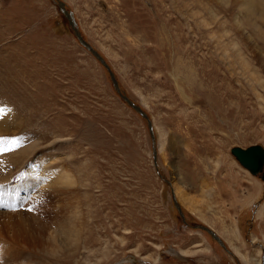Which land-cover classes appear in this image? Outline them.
Here are the masks:
<instances>
[{
  "label": "rangeland",
  "instance_id": "rangeland-1",
  "mask_svg": "<svg viewBox=\"0 0 264 264\" xmlns=\"http://www.w3.org/2000/svg\"><path fill=\"white\" fill-rule=\"evenodd\" d=\"M62 1L155 139L55 0H0V264H264V0Z\"/></svg>",
  "mask_w": 264,
  "mask_h": 264
},
{
  "label": "water",
  "instance_id": "water-1",
  "mask_svg": "<svg viewBox=\"0 0 264 264\" xmlns=\"http://www.w3.org/2000/svg\"><path fill=\"white\" fill-rule=\"evenodd\" d=\"M60 8V10L64 13V15L66 16V18L69 21V24L71 25L75 36L77 37V39L79 40V42L89 51L93 54V56L99 60L109 71V74L111 76V79L113 81V84L115 86V88L118 90V92L121 94L122 98L127 101V103L132 106L137 112H139L144 118L147 119L148 121V126H149V130L151 133V136L153 138V141L155 139V134H154V128H153V123L152 120L149 118L148 114L141 108V106H139L138 104H136L135 102H133L127 95L123 94L121 92V89L119 88V83L118 80L116 78L115 73L113 72V70L109 67V64L107 63V61L103 58V56L98 52L97 49H95L82 35V33L80 32L78 26H77V22L76 19L74 17V14L71 10L67 9V6L65 4L64 1L62 0H55ZM231 153L233 155H235L237 157V159L239 160V162L245 167L247 168L252 174H257L259 173L263 167H264V147L260 144H254V145H250L248 147H241V146H234L231 148ZM154 154L155 157L157 155V149L154 148ZM174 201L175 204L177 206V208L179 209L181 215L183 216V211L181 206L179 205L177 198L174 194ZM199 227L203 230H206L209 234H211V236L213 238H215V240H217L223 247H226L224 241L222 240V238L217 234L216 231H214L213 229H211L208 226L205 225H199Z\"/></svg>",
  "mask_w": 264,
  "mask_h": 264
},
{
  "label": "bare ground",
  "instance_id": "bare-ground-1",
  "mask_svg": "<svg viewBox=\"0 0 264 264\" xmlns=\"http://www.w3.org/2000/svg\"><path fill=\"white\" fill-rule=\"evenodd\" d=\"M104 58V57H103ZM105 59V58H104ZM110 67V66H109ZM228 97V96H227ZM239 161V160H238ZM242 165V164H241ZM247 169V168H246ZM248 170V169H247ZM4 189H2V190H0V192H2ZM4 192H5V190H4ZM6 193V192H5ZM14 193H17V190L16 191H14ZM13 193V194H14ZM178 193H179V196L180 197H182V199H183V197H185L184 196V194L182 193V191H181V189H179L178 190ZM27 195H30V193H28ZM15 198H12V200L13 201H11L13 204L15 203V201L17 200V195H15L14 196ZM38 199H40L41 201H40V203L42 204V202H44V197H40L39 195H38ZM184 200V199H183ZM20 201V200H19ZM30 202H29V204L28 205H26L27 207H35V206H37L38 205V202L36 201V199H34V200H29ZM179 203V202H178ZM184 203H187L186 201L184 202ZM183 203V204H184ZM27 204V203H26ZM195 205V204H194ZM199 205V204H198ZM190 207H191V209H196V208H192V204L190 203V205H189ZM189 206H187V208L188 209H190L189 208ZM196 206V205H195ZM194 206V207H195ZM190 209V210H191ZM198 209V208H197ZM199 212V211H198ZM207 213V212H206ZM22 214V213H21ZM198 214H202L201 212L200 213H198ZM1 215H3V213H2V211H0V218H1ZM203 215V214H202ZM10 218H11V216H10ZM201 218V217H200ZM12 219V218H11ZM206 219V218H205ZM207 220V219H206ZM216 227V226H215ZM223 232V234L225 235V236H227L230 240H232L224 231H222ZM0 239H1V241H5L6 239H9L10 241H7V242H10V243H12L13 242V244L14 243H18V232L16 231V230H14V229H12L9 225H8V223L7 222H3V221H1L0 220ZM233 241V240H232ZM4 243H6V242H4ZM2 248V247H1ZM234 249L237 251V253L241 256V258L243 257L244 259H245V261H246V254H245V252H243L242 250H241V248L240 247H237V245H236V248L234 247ZM1 250H3V249H1ZM194 251H196L197 252V249H194ZM193 251V252H194ZM187 252H190V253H192L189 249L187 250ZM3 253V252H2ZM4 253H5V251H4ZM195 253V252H194ZM2 255V254H1ZM3 255H5L6 256V254H3ZM4 256V257H5ZM247 256H250V257H252L253 258V260L256 258L254 255H251L250 253H248V255ZM6 258V257H5ZM249 259V258H248ZM247 259V261H249ZM258 259V258H257ZM1 260V259H0ZM4 261V260H3ZM246 261V262H247ZM257 261V260H256ZM2 262V261H1ZM6 262V261H5Z\"/></svg>",
  "mask_w": 264,
  "mask_h": 264
},
{
  "label": "snow or ice",
  "instance_id": "snow-or-ice-1",
  "mask_svg": "<svg viewBox=\"0 0 264 264\" xmlns=\"http://www.w3.org/2000/svg\"><path fill=\"white\" fill-rule=\"evenodd\" d=\"M4 111V109L3 108H0V113H2Z\"/></svg>",
  "mask_w": 264,
  "mask_h": 264
},
{
  "label": "crops",
  "instance_id": "crops-1",
  "mask_svg": "<svg viewBox=\"0 0 264 264\" xmlns=\"http://www.w3.org/2000/svg\"><path fill=\"white\" fill-rule=\"evenodd\" d=\"M227 234V233H226ZM228 235V234H227ZM233 240V239H232ZM239 241H240V238H239Z\"/></svg>",
  "mask_w": 264,
  "mask_h": 264
}]
</instances>
